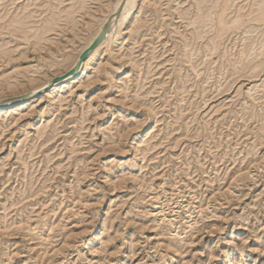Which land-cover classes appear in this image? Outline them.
Masks as SVG:
<instances>
[{
  "label": "rangeland",
  "instance_id": "rangeland-1",
  "mask_svg": "<svg viewBox=\"0 0 264 264\" xmlns=\"http://www.w3.org/2000/svg\"><path fill=\"white\" fill-rule=\"evenodd\" d=\"M116 2L0 0V98ZM263 3L142 0L71 92L0 114V264H264Z\"/></svg>",
  "mask_w": 264,
  "mask_h": 264
},
{
  "label": "bare ground",
  "instance_id": "bare-ground-1",
  "mask_svg": "<svg viewBox=\"0 0 264 264\" xmlns=\"http://www.w3.org/2000/svg\"><path fill=\"white\" fill-rule=\"evenodd\" d=\"M140 2H142V0H117V2L115 3L114 8L112 9L110 15L102 21V23L99 25V27L95 31V33L92 34V36L86 41L84 46L80 49V51L76 55L73 62L68 67H66V69L60 75L53 77L52 79L47 81L45 84L37 86L36 88H34L29 93H25V94L18 95V96H11V97H7V98L1 97L0 98V114H2L3 112L9 111V110H17V109L21 108L22 106L28 105L31 102L33 96L40 93V92H44L43 98H47L51 101H54L56 98H58L65 91L66 88H68V92H71L72 91L71 84L73 82H75L81 75H85V74L87 75V73L89 72L90 65H91L93 58L97 55V53L103 47L108 46V44L114 38V35H115L118 27H122V26L126 25V23H129L131 21L132 16L134 15L135 10H136V8ZM259 9H260L259 11H261L260 15L264 16V3L259 6ZM255 13H258V12L252 11V12H250L249 16L247 15L248 18H247V16L246 17L244 16V17L248 19L247 21H250V22L253 21L254 22V21H256V19H258L255 16L256 15ZM134 17H135V15H134ZM239 18H242V17H239ZM240 23H242V20H240V19L235 20L231 23H226L224 19H220V26H219L218 30L226 33L228 31V29L240 27ZM230 24H232V27H229ZM106 27L109 29V31H108V34H107L105 41L97 48V50H95L90 55L88 60L81 66V68L77 71V73L73 76H69L68 78H66L64 80H60L56 84H53L54 79L61 78L64 74H66V73H68L71 70H74L76 68L81 54L89 48V46L94 42V40L99 36V34H101V32ZM226 28H228V29H226ZM50 86H52V87H50ZM99 239L101 240L100 233H97L93 236L94 242L99 241ZM171 247H174V246H171ZM180 250H181L180 248H177V247L174 248V251H172L173 256L170 257V260H171L170 264L176 263V260L178 258L183 257V256H181L183 254ZM242 251H238L239 253L236 251V253H235L236 255L234 253H232V254L229 253L226 257L225 264L231 263L232 258H234L235 256L236 257L238 255L242 256ZM261 252L264 253V251H261ZM212 256H214V255H212ZM214 258H212V259H214ZM182 263H184V262H182ZM233 263H234V261H233ZM233 263H231V264H233Z\"/></svg>",
  "mask_w": 264,
  "mask_h": 264
},
{
  "label": "water",
  "instance_id": "water-1",
  "mask_svg": "<svg viewBox=\"0 0 264 264\" xmlns=\"http://www.w3.org/2000/svg\"><path fill=\"white\" fill-rule=\"evenodd\" d=\"M109 29L106 27L101 34L94 40V42L89 46L87 50H85L80 58L79 62L74 70H71L70 72L64 74L61 78H56L53 80V84L58 83L60 80H64L68 78L69 76H73L77 73V71L81 68V66L88 60L90 55L97 50V48L105 41L107 34H108Z\"/></svg>",
  "mask_w": 264,
  "mask_h": 264
}]
</instances>
